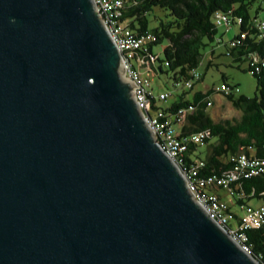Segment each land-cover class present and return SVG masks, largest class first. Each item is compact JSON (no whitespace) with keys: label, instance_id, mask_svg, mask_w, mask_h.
I'll return each instance as SVG.
<instances>
[{"label":"water","instance_id":"obj_1","mask_svg":"<svg viewBox=\"0 0 264 264\" xmlns=\"http://www.w3.org/2000/svg\"><path fill=\"white\" fill-rule=\"evenodd\" d=\"M119 61L91 0H0V264H258L193 200Z\"/></svg>","mask_w":264,"mask_h":264},{"label":"trees","instance_id":"obj_2","mask_svg":"<svg viewBox=\"0 0 264 264\" xmlns=\"http://www.w3.org/2000/svg\"><path fill=\"white\" fill-rule=\"evenodd\" d=\"M116 13V19L135 34L149 32L154 36L145 41L135 55L142 59L140 66L150 68L154 78L162 79L173 90L171 93L161 89L167 93L164 99H158L159 92L153 93L149 107L158 112L161 119L170 120L178 108H187L182 123L177 125H183L178 132L179 138L208 131L202 144L186 141L185 150L176 158L177 164L185 168L193 166L198 179L210 177L212 181L205 186L206 190L214 192L223 201L220 193L227 191L238 208L249 205L251 199L264 204V0H120ZM216 18L225 20L227 26L216 24ZM260 23L262 27L257 26ZM219 27H223L224 32L236 28L231 37L223 41L224 54L238 68L245 62L241 70L254 78V93L252 96H234L236 85L227 83L222 75L218 86L193 91L188 97L193 84L202 78L199 73L198 78L191 77V71L202 57L200 48L212 41H221ZM161 43L162 57H159L153 53L152 45ZM208 65L210 61L207 60ZM185 81L189 82L188 86H184ZM221 84L226 89H220ZM211 92L221 93L237 110L238 116L211 119L205 110L211 103L208 99ZM169 95L173 98L165 104ZM199 145L206 147L204 157L191 156ZM238 152L258 160L261 169L248 176L234 170L235 162L229 155ZM229 174L232 177L226 188L215 183L217 178ZM233 215L240 218L236 213ZM244 233L250 256L258 264H264V219L258 227L246 229Z\"/></svg>","mask_w":264,"mask_h":264},{"label":"built area","instance_id":"obj_3","mask_svg":"<svg viewBox=\"0 0 264 264\" xmlns=\"http://www.w3.org/2000/svg\"><path fill=\"white\" fill-rule=\"evenodd\" d=\"M91 1L101 24L120 53L119 67L122 77L131 82L134 102L140 110L144 122L159 149L176 164L193 200L216 225L220 226L227 233L228 237L242 251L250 255L248 246L245 244L246 236L244 231L256 228L261 224L264 219V204L239 205L242 214L240 218H234L226 202L221 200L214 192L206 190L205 186L212 181L210 177L198 179L196 177V169L193 166L185 168L177 164L176 158L180 157L185 150L186 141L190 140L197 144H202V138L208 131L204 130L193 133L189 137L179 138L175 127L182 123L187 108H178L173 119L170 120L161 119L159 113H156V111H153L149 107V98L154 95L151 88L153 72L147 66L138 67L142 64V59L139 55H135V51L141 48L145 41L153 39L154 36L149 32L137 35L116 19V9L120 5V0ZM215 21L216 24L227 26L226 21L222 18H216ZM237 22H239V18H237ZM257 26L262 27V24H257ZM132 59L135 60L137 67L132 64ZM198 76L199 74L195 70L191 71L192 78L196 79ZM188 85L189 82L185 81L184 86ZM219 88L226 89L222 84ZM157 96L158 99H164L167 93L161 91ZM229 159L235 162L233 166L234 170L241 171L245 176L255 174L261 169L258 160L247 157L242 152L230 154ZM231 177V174H229L217 178L215 183L222 186V188H226V183ZM231 220L236 221V226L230 224Z\"/></svg>","mask_w":264,"mask_h":264},{"label":"rangeland","instance_id":"obj_4","mask_svg":"<svg viewBox=\"0 0 264 264\" xmlns=\"http://www.w3.org/2000/svg\"><path fill=\"white\" fill-rule=\"evenodd\" d=\"M223 27H219L218 34L222 31L221 41L216 43L215 41L210 42L204 47L200 48V53L202 55L200 62L196 66L195 70L199 73L202 78L200 81H197L193 84L192 88L188 91L187 96L189 97L193 91L201 90L203 91L204 86L208 88H214L218 86L221 82V76L226 77V81L231 85H236L237 91L233 94L237 96L242 94L244 96H252L255 89V81L251 74L247 71H242L241 68L245 67V62H242L238 67L235 66L234 63L231 62L230 58L224 54V42L231 37V35L236 31V28H230L228 31L224 32L222 30ZM217 34V35H218ZM220 36V35H219ZM163 43L152 45L153 53L157 54L159 57H162L161 48ZM212 49V54H211ZM210 65L207 66V60L210 59ZM132 64L137 67L135 60L132 59ZM138 67H141L140 65ZM152 92L156 94L159 89H163L166 91H171L173 93L172 88L167 84L165 85L162 82V79L156 77L152 78L151 81ZM173 96L169 95L165 100V104L169 103L172 100ZM218 98L220 95L211 93L208 96L209 101L212 103L211 106L208 107L209 113H207L213 120H220L223 118H233L238 116V112L235 108H233L229 103L221 104L220 106H216L218 102ZM223 98V97H222ZM208 112V111H207ZM206 152L205 145H199L194 148V150L190 153L191 156L199 155L200 157H204ZM223 194L224 200L228 203L230 207V211L238 214L239 216L242 214V210H240L232 201L229 193L221 192ZM259 202L257 199H251L249 205H257ZM230 224L236 226V221L231 220Z\"/></svg>","mask_w":264,"mask_h":264},{"label":"crops","instance_id":"obj_5","mask_svg":"<svg viewBox=\"0 0 264 264\" xmlns=\"http://www.w3.org/2000/svg\"><path fill=\"white\" fill-rule=\"evenodd\" d=\"M211 54H212V51H211ZM208 61H210L211 62V57H210V59H208ZM200 81V80H199ZM227 82V81H226ZM228 83V82H227ZM208 89V87H206V86H204V89H203V91H205V90H207ZM162 90L161 89H159V91L158 92H161ZM211 93H215V94H218V95H220V98H218V102L219 103H217L216 104V106H220L221 104L223 105V104H225V103H229V101L226 99V98H224L223 97V95L221 94V93H219V92H211ZM223 97V98H222ZM230 104V103H229ZM212 105V103H210L208 106H206V108H205V110H206V112L207 113H209V110H208V107L209 106H211ZM231 105V104H230ZM210 117V116H209ZM211 118V117H210ZM212 119V118H211ZM183 126V125H182ZM181 126V127H182ZM181 127H178V126H176L175 127V129H176V131H181ZM220 197L222 198V199H224L223 198V194L222 193H220Z\"/></svg>","mask_w":264,"mask_h":264},{"label":"clouds","instance_id":"obj_6","mask_svg":"<svg viewBox=\"0 0 264 264\" xmlns=\"http://www.w3.org/2000/svg\"><path fill=\"white\" fill-rule=\"evenodd\" d=\"M14 22V21H13Z\"/></svg>","mask_w":264,"mask_h":264}]
</instances>
